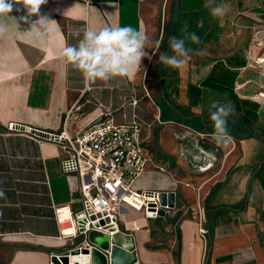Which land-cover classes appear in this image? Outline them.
Wrapping results in <instances>:
<instances>
[{
    "label": "crops",
    "instance_id": "0c3cea01",
    "mask_svg": "<svg viewBox=\"0 0 264 264\" xmlns=\"http://www.w3.org/2000/svg\"><path fill=\"white\" fill-rule=\"evenodd\" d=\"M172 1L163 7L162 0H47L30 15L24 0H14L12 11L0 16L6 28L0 32V264H51L54 254L90 245L92 232L82 234L75 224L83 207L79 178L64 173V152L50 135L31 130L59 132L66 116L71 126H83L106 108L117 122L137 115L143 124L149 160L136 187L177 193L165 216L124 210L132 218H122L121 229L135 236L138 264H264V141L231 135L233 141L218 146L207 129L161 118L157 73ZM204 3L186 0L187 8L205 14L198 21L205 35L167 90L178 106L203 116L212 100H230L234 107L240 100L256 102L253 127L264 137V103L258 100L264 91V0H214L230 6L222 20ZM41 16L54 20L51 33L32 25ZM115 25L146 33L151 59L144 58L131 78L86 83L61 52L81 38L76 29ZM225 74L223 89L204 85ZM181 146L201 155V162L194 167ZM206 207L214 208L210 246L200 231Z\"/></svg>",
    "mask_w": 264,
    "mask_h": 264
},
{
    "label": "built area",
    "instance_id": "2783aa9c",
    "mask_svg": "<svg viewBox=\"0 0 264 264\" xmlns=\"http://www.w3.org/2000/svg\"><path fill=\"white\" fill-rule=\"evenodd\" d=\"M259 93L258 100L264 103V91ZM70 118L66 116L62 130L51 133L50 139L64 152V173L79 178L83 207L75 214L76 230L111 234L110 228L121 229L124 210L158 214L164 207L160 190L136 187L149 160L139 117L117 122L112 110L106 108L83 126H71ZM200 231L207 240L202 220Z\"/></svg>",
    "mask_w": 264,
    "mask_h": 264
},
{
    "label": "clouds",
    "instance_id": "9594fccd",
    "mask_svg": "<svg viewBox=\"0 0 264 264\" xmlns=\"http://www.w3.org/2000/svg\"><path fill=\"white\" fill-rule=\"evenodd\" d=\"M46 2L47 0H24V5L31 15L37 14L40 6ZM13 3L14 0H0V16L11 12ZM203 6L218 20H222L230 11L228 4H214V0H205ZM53 21L41 16L32 25H38L51 33ZM4 31L6 28L0 25V32ZM180 33V36L169 37L168 48L171 54L160 53L159 62L166 69L182 68L196 51L190 45L201 43V38L189 30L186 21L182 24ZM74 35L81 38L75 45L66 46L61 56L81 72L86 83L108 81L116 77L131 78L141 69L144 58L151 59L146 51L150 38L131 25L86 27L83 30L76 29ZM208 112L213 125V132L210 134L212 141L218 146L227 144L232 139L228 129L229 117L236 115L233 103L230 100H212ZM180 153L185 159L191 156L194 167L202 160L201 155L191 148L181 146ZM207 155L211 157L213 154Z\"/></svg>",
    "mask_w": 264,
    "mask_h": 264
},
{
    "label": "trees",
    "instance_id": "16d2710c",
    "mask_svg": "<svg viewBox=\"0 0 264 264\" xmlns=\"http://www.w3.org/2000/svg\"><path fill=\"white\" fill-rule=\"evenodd\" d=\"M205 14H201L200 10L189 9L186 7V0H173L171 4L170 10V18L165 25V33L164 37L161 41V47L163 52L170 53L168 48V41L169 37L171 36H180V28L182 24L186 21L189 25V30L195 32L200 38L201 43L199 45H190L192 48L197 49L202 44V40L205 35V31L203 27L198 26V21L201 16ZM158 78H159V85H160V106H161V118L162 120H175L180 118L183 123L191 126L192 128L203 131L207 129L208 132H213V125L208 116H203L201 114L195 113L190 109H185L178 106L174 100L171 98L167 86L168 83L171 84L174 81L179 79V72L178 70H171L166 69L163 65H158ZM220 82L214 83L212 81V76L208 77L204 81V85L212 88H220L223 89V84H229L228 74H225L224 77H221L219 80ZM190 90L195 92V88L190 87ZM232 95L234 96V90H229ZM238 99V98H237ZM259 108L256 102L251 100H240L235 107L236 115L229 117L228 121V129L230 135L233 137H238V135H243L245 137H258L260 140L264 141V137L258 136L254 130V122L256 120V112ZM211 209L206 207L205 214H206V229L207 234L212 229L211 219L209 218V214ZM215 209H219L215 207ZM208 239V246L211 245L212 237L211 235L207 237Z\"/></svg>",
    "mask_w": 264,
    "mask_h": 264
},
{
    "label": "water",
    "instance_id": "95a60500",
    "mask_svg": "<svg viewBox=\"0 0 264 264\" xmlns=\"http://www.w3.org/2000/svg\"><path fill=\"white\" fill-rule=\"evenodd\" d=\"M48 136L45 132L31 130ZM161 204L167 208L176 206V191H160ZM160 208L158 214L151 212L148 216H165L167 208ZM116 219V217H114ZM110 233H98L90 245L77 246L64 254H54L52 264H138L135 236L117 227L109 229Z\"/></svg>",
    "mask_w": 264,
    "mask_h": 264
},
{
    "label": "rangeland",
    "instance_id": "374dc122",
    "mask_svg": "<svg viewBox=\"0 0 264 264\" xmlns=\"http://www.w3.org/2000/svg\"><path fill=\"white\" fill-rule=\"evenodd\" d=\"M168 1V4L170 3L171 0H162L163 2V7H164V4L165 2L167 3ZM148 79L151 81V84H153L149 89H150V94L151 96L156 100V98L159 96V91H158V87L155 83V76L153 74H150V77H148ZM172 87V86H171ZM169 87V89L171 88ZM157 101V100H156ZM133 212H139L140 215H145L144 211H136V210H133ZM146 216V215H145ZM125 221L129 220L130 218H132L131 215H125L123 214V216H121ZM120 217V218H121ZM93 237H100V234H98L97 232H92L91 234Z\"/></svg>",
    "mask_w": 264,
    "mask_h": 264
},
{
    "label": "bare ground",
    "instance_id": "6f19581e",
    "mask_svg": "<svg viewBox=\"0 0 264 264\" xmlns=\"http://www.w3.org/2000/svg\"><path fill=\"white\" fill-rule=\"evenodd\" d=\"M258 47H259V46H258ZM258 97H260V93H259ZM67 230H69V229H67Z\"/></svg>",
    "mask_w": 264,
    "mask_h": 264
}]
</instances>
